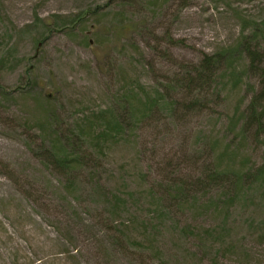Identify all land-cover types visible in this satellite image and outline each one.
<instances>
[{
  "label": "rangeland",
  "instance_id": "obj_1",
  "mask_svg": "<svg viewBox=\"0 0 264 264\" xmlns=\"http://www.w3.org/2000/svg\"><path fill=\"white\" fill-rule=\"evenodd\" d=\"M226 47L231 73L167 88ZM133 87L163 93L136 123ZM263 96L264 0H0V264H264V176L210 179L263 166Z\"/></svg>",
  "mask_w": 264,
  "mask_h": 264
},
{
  "label": "trees",
  "instance_id": "obj_2",
  "mask_svg": "<svg viewBox=\"0 0 264 264\" xmlns=\"http://www.w3.org/2000/svg\"><path fill=\"white\" fill-rule=\"evenodd\" d=\"M82 17H79V19H81ZM62 23L64 24V22ZM63 27L69 28L70 31L72 30V25L64 24ZM127 31L128 30L126 29L120 28V30L117 31L118 36H119L118 38L123 37ZM236 51L238 50L226 47L223 50H220L215 54L206 56L203 59L202 61L203 63L201 64L198 70L196 71L189 70L187 78L180 77L178 81L174 83L175 86H170L169 84L167 85V88L168 89L169 88H172V89L180 88L181 90H185V92L190 95L193 91L198 90L199 88L205 86L206 84L207 85L211 84L213 78L216 77V71L219 70V67H223L224 70L226 69L230 73L233 71L234 65L231 63H232V58L234 57V54L236 53ZM251 56L253 57V60H258L259 58V54L257 53H253L251 54ZM141 88L140 90H137L136 87H133L131 88L132 91L131 89H125V92L123 94L124 98H122L123 101H126V104L130 103V106H131L130 109L128 108V110H126L128 115L126 116L125 114V116L129 120L135 121V123L138 122L140 119H143L145 115L150 114L153 111V109L157 107L158 103H160L161 100L159 97L163 95L162 93L161 95L157 97L155 96L156 93L147 92ZM256 104L257 102L250 103V108L252 109V111H254L252 113L251 120L256 121L258 125L262 126L261 127L262 130H264V123H263L264 96H263V105L260 110H258V106H257L258 104L257 105ZM189 105L191 104L189 103ZM123 109L124 110L122 113H125L126 107H123ZM108 122L111 123L110 120H108ZM115 125L117 126V128L121 129L120 122H117V120H116V123H114V126ZM47 128L48 126L46 127V129ZM111 128H113V126ZM43 130L45 131V128H43ZM89 130L90 128L88 127L87 128L82 127L81 132L79 133L80 136L83 134L86 135V137L91 136ZM49 135L50 134H48V136ZM111 137H112V132H110L109 130H103L99 134V138L105 142L111 139ZM68 139H69V143H71L70 144L71 146L72 144H75V143L78 144V142H76L78 140L74 139L72 136H69ZM78 139L83 140L80 137H78ZM44 141L49 142V143L51 142V146L49 144V147L44 149L42 154L45 155L55 165L57 169L70 173L74 170L75 166L80 165V162H78L79 158H77L78 155L80 154H78V152L75 150H69V149L67 150V147H65V145H62L60 143L59 138L55 137L54 140L52 139V141H49V139L47 140L43 139L42 142ZM96 145H98V143H96ZM222 172L234 174V176H232V180L231 181L228 180L230 182H228L227 184L233 191L235 190L238 191L240 189V184L242 180L244 179V177L246 179L256 180L264 176V164L254 173L246 174L243 176H241L240 171L233 172V171H227V170H223V171L216 170V173H212V175L210 176V179L212 181L224 180V178L226 177L221 175L223 174ZM115 197H117V195H115Z\"/></svg>",
  "mask_w": 264,
  "mask_h": 264
}]
</instances>
